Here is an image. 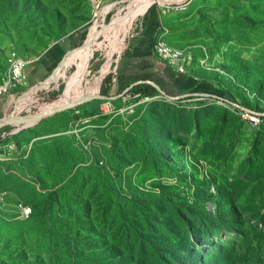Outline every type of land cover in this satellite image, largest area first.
<instances>
[{
    "label": "rangeland",
    "instance_id": "rangeland-1",
    "mask_svg": "<svg viewBox=\"0 0 264 264\" xmlns=\"http://www.w3.org/2000/svg\"><path fill=\"white\" fill-rule=\"evenodd\" d=\"M94 2L0 0V81L10 44L32 65L57 46L69 51L65 77L46 84L50 66L45 87L12 113L32 115L69 95L64 103L101 94L104 75H118L113 98L75 105L18 132L22 125L10 124L13 131L0 138V192H6L0 264H200L232 247L245 250L244 232L256 243L264 213V122L213 96L264 115V0H188L160 9L169 43L190 56L185 72L207 88L176 98L158 89L145 96L144 84L120 86V63L149 13L135 10L134 0L104 18ZM23 89L33 91L28 83ZM7 180L11 188L4 189ZM218 187L231 190L241 219L203 243L186 239L183 216L211 221L204 205L216 214L208 196ZM197 194L199 205L190 207ZM20 205L32 208L29 218L20 216ZM150 236H178L197 251L160 260L151 254Z\"/></svg>",
    "mask_w": 264,
    "mask_h": 264
},
{
    "label": "crops",
    "instance_id": "crops-1",
    "mask_svg": "<svg viewBox=\"0 0 264 264\" xmlns=\"http://www.w3.org/2000/svg\"><path fill=\"white\" fill-rule=\"evenodd\" d=\"M136 1L137 4H134V7L139 5V1ZM146 9L147 7L140 9L144 10L143 15L149 13V16L146 17L147 19L145 18L144 27L135 36H133V39L129 43V49L126 57H124L120 63V66L122 67L120 73L118 70V81L119 84H121L120 86L125 87L128 84L132 85L134 83H137V85H152L151 81H153L159 84L168 94L172 96H181L188 93L193 94V91H197V89H201V93L204 94L207 91V88L204 90V88H201L202 86H200L198 82L194 83L195 79L197 80V77L189 73L180 74L173 71L168 66L167 62H165L156 54L154 50V42L156 34L159 33V27L162 25L160 21L161 10L156 6H152L147 10ZM65 50V46H57L55 47V50L47 54L48 57L41 59L40 62H36L34 65L31 64V67L29 66L27 83L29 85V89L33 91L27 93V90L23 89L14 91L9 95L0 96V119L12 114L13 106L22 105L23 102L27 101L34 90L39 88L41 84L43 87H45L43 82L49 72L50 66L51 70L53 68V72L49 75L48 80H45L46 84L56 83L60 80V78L65 77L66 73L64 69V62L69 52H65ZM64 52L66 53L64 57L59 62H56V57H61L62 53ZM26 87L27 84L24 88ZM211 92L212 91L210 90V93ZM211 94H214V92ZM15 118L16 115L7 117L9 121H17ZM36 122H34L32 125H34ZM13 129L14 128L12 127L10 131H3L0 133V138L9 135ZM5 184H7V186L4 187V189L11 188L9 185L10 182L8 180L5 182Z\"/></svg>",
    "mask_w": 264,
    "mask_h": 264
},
{
    "label": "trees",
    "instance_id": "trees-1",
    "mask_svg": "<svg viewBox=\"0 0 264 264\" xmlns=\"http://www.w3.org/2000/svg\"><path fill=\"white\" fill-rule=\"evenodd\" d=\"M95 65H96V60L91 61L89 67L90 70L94 69ZM117 76L114 73L110 72L105 78L103 77L104 80L102 79L100 82L101 85L103 81L101 86L102 95H107V96L110 95L112 87L114 88V85L116 84L115 78H117ZM196 82L197 80L195 79L194 83ZM63 86L64 85L62 84L61 87ZM137 86L138 85L133 86L132 89H136ZM144 86L147 87L143 93L145 96H151L153 95L154 92L159 93V91L150 84H144ZM61 94H62V88L59 90V95ZM221 96H225V95H221ZM71 98H73V96L69 95L66 98L59 99L58 102L52 104H46L42 108L46 109L53 107L56 104L70 101L72 100ZM11 129L12 126L7 125L1 128L0 133H2L3 131H10ZM38 136H41V134L37 133L35 135V138ZM212 198L215 200L217 204L216 214H212L211 212H209L207 207L204 205V211L206 217L208 219H211V221L206 222L205 224L204 218H200L198 219L197 222H192L190 218H188L185 215L183 216L184 221L187 223L186 239L191 238L190 240L195 239L203 243L207 237H210L214 233L215 229H221L223 231L230 230V227H232V225L228 222L232 223V221L239 219V217L241 219V213L233 203L231 190H229L227 187L224 188L218 187L217 194L215 195V197L213 196V193L209 194L208 200H211ZM199 201H200V197L197 194L194 196V200L191 204H189V206L195 207L199 205ZM257 216H259V214ZM259 223L263 225V228L255 232L257 239L256 243H254V239L250 236L248 232H244V241L248 244V247L245 250H239V252L236 253L237 252L236 247H232L229 248L228 250L221 251L210 261H206V260L199 261L200 264H264V213L262 214L260 213ZM149 238L151 239L150 242L152 246L150 250L151 254L154 257H159L160 260L166 258L176 259L180 256L182 251H185L187 249L188 250L190 249L189 253L192 254L191 256H193L197 251V249L195 248L194 250L191 251L193 246L191 248H188V245L183 241V239H180L178 236L171 237L170 241L166 239H157L156 236H150ZM80 260H83L81 256H80ZM184 264H189V262H184Z\"/></svg>",
    "mask_w": 264,
    "mask_h": 264
},
{
    "label": "built area",
    "instance_id": "built-area-1",
    "mask_svg": "<svg viewBox=\"0 0 264 264\" xmlns=\"http://www.w3.org/2000/svg\"><path fill=\"white\" fill-rule=\"evenodd\" d=\"M94 5L96 7V14L100 12L105 18L111 11L115 8L118 10L120 6H129L134 0H94ZM188 1V0H155L151 3L147 9L153 5H157L160 9L165 12H170L172 9H176V2ZM146 9V10H147ZM169 29L165 26L159 27V33L163 34V42L154 43V50L156 54L167 62L168 66L175 72L180 74H187L185 72V63H191L189 55H179L176 54V47L172 46L168 39ZM29 61H34L27 57L20 55V53L15 48L14 44H10V53L7 59V68L0 81V96L12 94L14 91H18L21 87H25L28 82V70ZM115 87V85H114ZM219 98V100H226L228 103L233 104V111L235 112H247L253 117L259 118L264 122V115H259L254 109H247L238 102L232 101L224 96L214 97ZM101 161V165H103ZM6 192H0V205L5 199ZM20 216L23 218H29L32 215V208L28 205H20L19 208Z\"/></svg>",
    "mask_w": 264,
    "mask_h": 264
},
{
    "label": "water",
    "instance_id": "water-1",
    "mask_svg": "<svg viewBox=\"0 0 264 264\" xmlns=\"http://www.w3.org/2000/svg\"><path fill=\"white\" fill-rule=\"evenodd\" d=\"M105 77V76H104ZM152 85L155 86L162 95L166 96V97H169V98H176L177 96H172L170 94H168L159 84L151 81ZM137 85V83H134L132 84L130 87H128L125 91L129 90L130 88H132L133 86ZM186 95H189V94H185V95H182V96H186ZM211 95V94H209ZM105 98V99H109V98H113V96L111 95H102L100 93L98 94H87V93H83L81 94L80 96L77 97V101H76V105H79V104H82L84 102H87V101H90V100H93V99H96V98ZM215 97H221V96H217L215 95ZM69 107H60V106H55V107H50V108H46V109H42L40 112H37L35 114H32V115H25V116H21L19 114H9L3 118L0 119V129L3 127V126H6V125H22L21 127H18L16 129L15 132H18L20 131L22 128L24 127H29L31 126L34 122L36 121H39L41 120L42 118H45L47 116H51L53 115L54 113L56 112H61L65 109H68ZM16 115L17 117V121H9L7 120V117L9 116H14Z\"/></svg>",
    "mask_w": 264,
    "mask_h": 264
},
{
    "label": "bare ground",
    "instance_id": "bare-ground-1",
    "mask_svg": "<svg viewBox=\"0 0 264 264\" xmlns=\"http://www.w3.org/2000/svg\"><path fill=\"white\" fill-rule=\"evenodd\" d=\"M139 1V5L135 8V10H140V9H143V8H146V7H148L151 3H153L155 0H138ZM99 14V12H97V14L96 15H98ZM161 42H163V39L162 38H160L158 41H156V43H161ZM176 54H179L180 55V53H178V52H176ZM32 64V61H29V66ZM99 93V91H97V92H95V93H92V94H98ZM76 101H77V99L76 100H74V101H72V102H70V103H63V104H59V105H57V106H60V107H69V108H71V107H74L75 105H76ZM55 107V106H54ZM250 115V114H249ZM252 116V115H251ZM253 117V116H252ZM256 118V117H255ZM15 119H17V117L15 118ZM259 119V118H258ZM7 120H9V119H7ZM260 120V119H259Z\"/></svg>",
    "mask_w": 264,
    "mask_h": 264
}]
</instances>
